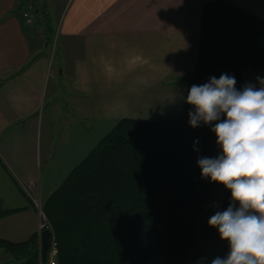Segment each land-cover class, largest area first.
<instances>
[{"label":"crops","instance_id":"crops-1","mask_svg":"<svg viewBox=\"0 0 264 264\" xmlns=\"http://www.w3.org/2000/svg\"><path fill=\"white\" fill-rule=\"evenodd\" d=\"M209 1L59 0L63 60L54 64L48 22L30 27L24 8L16 12L22 0H0V165L27 198L7 207L27 209L0 218L18 237L0 238L39 232L33 202L43 204L119 120L182 113ZM230 1L264 21V0ZM258 77L264 71L245 85L260 87Z\"/></svg>","mask_w":264,"mask_h":264},{"label":"trees","instance_id":"trees-1","mask_svg":"<svg viewBox=\"0 0 264 264\" xmlns=\"http://www.w3.org/2000/svg\"><path fill=\"white\" fill-rule=\"evenodd\" d=\"M43 8L35 6V23L48 18ZM263 71L264 21L230 0L206 2L189 89L228 74L242 90ZM190 111L185 101L174 118H123L98 141L42 205L52 232L45 258L40 232L0 246L17 264H50L54 242L55 264H208L198 241L219 234L207 203L221 184L202 177L197 161L221 150L214 125L191 127ZM25 209L7 208L0 194V218Z\"/></svg>","mask_w":264,"mask_h":264},{"label":"clouds","instance_id":"clouds-1","mask_svg":"<svg viewBox=\"0 0 264 264\" xmlns=\"http://www.w3.org/2000/svg\"><path fill=\"white\" fill-rule=\"evenodd\" d=\"M257 80L260 87L237 90L235 77L221 74L188 92L189 125H214L221 148L214 158L198 159L201 176L231 191L227 209L208 220L229 242L226 257L211 264H264V78Z\"/></svg>","mask_w":264,"mask_h":264},{"label":"rangeland","instance_id":"rangeland-1","mask_svg":"<svg viewBox=\"0 0 264 264\" xmlns=\"http://www.w3.org/2000/svg\"><path fill=\"white\" fill-rule=\"evenodd\" d=\"M58 4H59V0H46V1L45 0H35V1L30 0L29 2H27V7L32 8L34 12H35V6L40 8V11H45L44 10L45 8L43 7H45L46 5L49 7L46 10V12L48 13V18H46L47 15L44 17L48 19L47 20L48 28H49L48 34H49V37L51 38L49 42L48 50H50L54 64H56L58 60L59 61L63 60V47H62L61 40L59 39V34H58L59 31L57 30L59 26V15L61 13L62 8L59 7ZM57 5L58 7H56ZM67 8H68V5L66 7V10ZM215 137H216V134H215ZM216 140H217V137H216ZM41 171L42 173L46 171V167L44 165ZM38 176H39V181H40V177H41L40 170H39ZM0 190L2 191L3 197L6 201L5 202L6 207H9L12 205H21L22 203L27 202V198L25 197V194L23 193V190L21 189V187H19L15 183L14 179H11L10 176L6 175L1 165H0ZM226 200L231 201V191L227 190L223 185H218L215 189L214 198L207 203V208L209 211H214L216 209H219L220 207H222V205L224 204ZM42 205H43L42 201L36 200L35 202V209L37 210L36 220L37 222H39V230L41 231L43 229L42 224H44V221H42L44 220ZM235 207L237 208L239 207V202H236ZM32 223H33V219L31 217V219L28 221L29 226H31ZM9 230H10V227H8L7 225L6 226L1 225L0 235H6V236L11 235L13 237L17 235L13 232H10ZM198 246L200 248H204L207 250V254H208L207 263L208 264H211L212 259H214L217 256L226 257L229 251V242L227 240H221L219 234L216 235L212 239L201 238L198 241ZM55 254L53 256L52 255L50 256V260H49L50 264H55V261H56L54 257ZM17 263L18 261L14 258V256L10 254L9 252H7L2 246H0V264H17Z\"/></svg>","mask_w":264,"mask_h":264},{"label":"water","instance_id":"water-1","mask_svg":"<svg viewBox=\"0 0 264 264\" xmlns=\"http://www.w3.org/2000/svg\"><path fill=\"white\" fill-rule=\"evenodd\" d=\"M230 200H226L224 202V204L222 205V207H220L219 209H216L214 211H212V213L214 214L216 211H224L227 209V207L229 206ZM51 230L49 228H46L42 231L41 234V247H42V254H43V258H45L46 255V251L49 247V243H50V238H51Z\"/></svg>","mask_w":264,"mask_h":264},{"label":"built area","instance_id":"built-area-1","mask_svg":"<svg viewBox=\"0 0 264 264\" xmlns=\"http://www.w3.org/2000/svg\"><path fill=\"white\" fill-rule=\"evenodd\" d=\"M24 19H25V22L27 25H29V26L35 25L36 16H35V12L32 8H29V7L25 8ZM42 225H41L42 228H45L44 226H46V224H42ZM55 252H56V243L54 242L50 254L53 256L55 254Z\"/></svg>","mask_w":264,"mask_h":264}]
</instances>
